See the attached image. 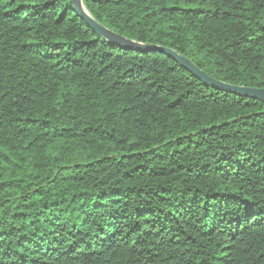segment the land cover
Segmentation results:
<instances>
[{
	"label": "trees",
	"instance_id": "trees-1",
	"mask_svg": "<svg viewBox=\"0 0 264 264\" xmlns=\"http://www.w3.org/2000/svg\"><path fill=\"white\" fill-rule=\"evenodd\" d=\"M83 2L264 89V0ZM0 264H264V104L70 0H0Z\"/></svg>",
	"mask_w": 264,
	"mask_h": 264
},
{
	"label": "water",
	"instance_id": "water-1",
	"mask_svg": "<svg viewBox=\"0 0 264 264\" xmlns=\"http://www.w3.org/2000/svg\"><path fill=\"white\" fill-rule=\"evenodd\" d=\"M71 4L74 6L75 11L78 13V15L81 17L85 23L93 30L95 31L100 37H102L104 40L113 43L115 45H118L120 47L131 49L134 51H154L162 53L171 59H173L175 62H177L183 69L190 72L192 75H194L196 78H198L200 81H202L204 84H206L209 87L220 89L222 91L235 94L239 97L246 98V99H252L260 101L264 104V89H252V88H246V87H238L229 85L220 81H217L213 78H211L209 75H207L205 72L201 71L192 61H190L188 58L182 56L178 52L167 49L160 46H153L148 44H142L138 42H134L131 40H128L124 37H121L114 32L110 31L109 29L102 26L100 23H98L88 12L86 9L83 0H70Z\"/></svg>",
	"mask_w": 264,
	"mask_h": 264
}]
</instances>
